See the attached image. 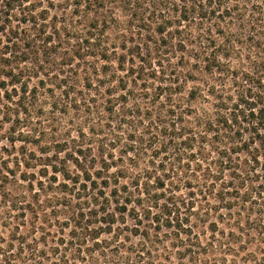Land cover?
<instances>
[{
	"label": "trees",
	"instance_id": "trees-1",
	"mask_svg": "<svg viewBox=\"0 0 264 264\" xmlns=\"http://www.w3.org/2000/svg\"><path fill=\"white\" fill-rule=\"evenodd\" d=\"M64 1L0 0V264H264V0Z\"/></svg>",
	"mask_w": 264,
	"mask_h": 264
},
{
	"label": "rangeland",
	"instance_id": "rangeland-1",
	"mask_svg": "<svg viewBox=\"0 0 264 264\" xmlns=\"http://www.w3.org/2000/svg\"><path fill=\"white\" fill-rule=\"evenodd\" d=\"M35 1H41V7L45 6L47 8H49V2H53L55 5L63 3V4H61V7L65 6V8H66L65 12L68 15L70 14L71 9H72L71 2H69V1H64V0H35ZM41 7H39V8H41ZM58 8H60V7L58 6ZM58 8H56V12H57ZM54 13H55L54 9L50 7V15H52ZM119 16H120V18H122V13H120ZM3 235H5V233H3Z\"/></svg>",
	"mask_w": 264,
	"mask_h": 264
},
{
	"label": "snow or ice",
	"instance_id": "snow-or-ice-1",
	"mask_svg": "<svg viewBox=\"0 0 264 264\" xmlns=\"http://www.w3.org/2000/svg\"><path fill=\"white\" fill-rule=\"evenodd\" d=\"M177 2H179V0H177Z\"/></svg>",
	"mask_w": 264,
	"mask_h": 264
}]
</instances>
